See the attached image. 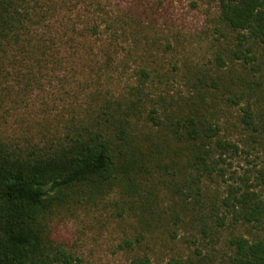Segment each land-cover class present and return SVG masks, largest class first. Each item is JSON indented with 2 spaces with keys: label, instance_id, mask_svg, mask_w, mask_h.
<instances>
[{
  "label": "trees",
  "instance_id": "obj_1",
  "mask_svg": "<svg viewBox=\"0 0 264 264\" xmlns=\"http://www.w3.org/2000/svg\"><path fill=\"white\" fill-rule=\"evenodd\" d=\"M78 2L0 0V264H83L54 237L58 210L117 182L135 187L156 171L183 183L207 227L203 233L210 224L221 229L229 221L262 225L264 165L257 160L264 153V0H218L222 24L236 35L232 56L254 78L232 100L249 132L241 140L221 123L213 98L219 84H208L207 75L198 77L188 96L171 101L147 93L152 73L145 69L122 102L97 87L101 77L93 87L97 77L91 72L112 66L124 27L101 0H82L89 22L76 23L66 13ZM217 61L225 67L222 57ZM53 79L69 87L72 118L39 140L6 136L4 112L13 84L29 90ZM139 117L148 131H139ZM206 180L219 181L223 195L208 201ZM230 245L233 256L222 264H264V239L234 236ZM129 264L155 263L145 255ZM166 264L194 263L173 257Z\"/></svg>",
  "mask_w": 264,
  "mask_h": 264
},
{
  "label": "rangeland",
  "instance_id": "obj_2",
  "mask_svg": "<svg viewBox=\"0 0 264 264\" xmlns=\"http://www.w3.org/2000/svg\"><path fill=\"white\" fill-rule=\"evenodd\" d=\"M81 1L77 8L69 6L66 15L83 25L89 20L83 18L87 12ZM101 1L119 18L117 23L124 30L120 28L118 33L119 54L112 66L91 72L97 77L93 87L101 77L103 87H97L122 102L141 82L145 69L152 73L147 93L171 101L188 96L198 77L207 75L208 84L212 80L219 84L213 92L214 105L227 134L235 140L249 136L239 123L241 106H234L232 100L245 94L254 78L250 69L232 56L236 35L222 24L218 0ZM219 56L225 62L223 68ZM13 87L4 112L6 136L18 141L39 140L49 131L55 134L57 128L61 130L72 118L73 102L65 95L69 87L56 79L29 90L17 83ZM260 109L264 114V102ZM139 118V131H148L145 119ZM248 159L253 161L255 155ZM257 162L264 165V153ZM152 175L144 184L137 181L135 187L117 182L103 193L75 197L58 210L52 222L54 237L83 264H129L145 255L155 264H166L173 257L194 264H222L233 256L230 241L234 236L264 239V223L255 227L229 221L221 229L210 224L203 233L207 227L201 223L193 199L185 196L188 190L183 183L172 182L167 172ZM223 193L219 181L204 182L203 195L208 201Z\"/></svg>",
  "mask_w": 264,
  "mask_h": 264
}]
</instances>
